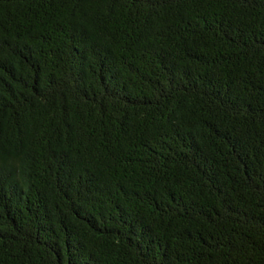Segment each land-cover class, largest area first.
<instances>
[{
    "label": "trees",
    "instance_id": "1",
    "mask_svg": "<svg viewBox=\"0 0 264 264\" xmlns=\"http://www.w3.org/2000/svg\"><path fill=\"white\" fill-rule=\"evenodd\" d=\"M0 264H264V0H0Z\"/></svg>",
    "mask_w": 264,
    "mask_h": 264
}]
</instances>
